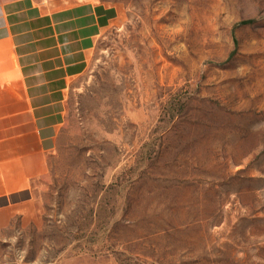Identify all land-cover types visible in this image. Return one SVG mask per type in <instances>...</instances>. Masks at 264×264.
<instances>
[{
	"label": "rangeland",
	"instance_id": "374dc122",
	"mask_svg": "<svg viewBox=\"0 0 264 264\" xmlns=\"http://www.w3.org/2000/svg\"><path fill=\"white\" fill-rule=\"evenodd\" d=\"M93 1L117 14L0 264H264V0Z\"/></svg>",
	"mask_w": 264,
	"mask_h": 264
},
{
	"label": "crops",
	"instance_id": "0c3cea01",
	"mask_svg": "<svg viewBox=\"0 0 264 264\" xmlns=\"http://www.w3.org/2000/svg\"><path fill=\"white\" fill-rule=\"evenodd\" d=\"M116 14L93 0H0V247L30 218L68 93Z\"/></svg>",
	"mask_w": 264,
	"mask_h": 264
}]
</instances>
